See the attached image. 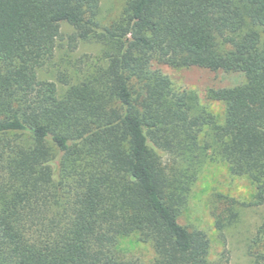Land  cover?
I'll return each mask as SVG.
<instances>
[{"label":"trees","instance_id":"16d2710c","mask_svg":"<svg viewBox=\"0 0 264 264\" xmlns=\"http://www.w3.org/2000/svg\"><path fill=\"white\" fill-rule=\"evenodd\" d=\"M99 0H0V264H230L206 233L178 221L205 161L227 164L264 206V0H125L103 25ZM68 44L97 46L60 92L39 79L61 26ZM159 65L241 72L209 88L219 122ZM244 203L214 199L222 232ZM250 264H264V216Z\"/></svg>","mask_w":264,"mask_h":264},{"label":"rangeland","instance_id":"374dc122","mask_svg":"<svg viewBox=\"0 0 264 264\" xmlns=\"http://www.w3.org/2000/svg\"><path fill=\"white\" fill-rule=\"evenodd\" d=\"M98 19L107 25L120 14L125 0H99ZM72 28L66 24L61 26V36L57 39L52 59L38 69L39 79L55 82L58 91L65 88L61 78L72 82L75 77L74 65L83 60H95L98 48L90 42H78L74 48L68 44V35ZM264 38V31H262ZM168 75L173 85L187 88L196 94L198 105L206 107L221 122L223 104L206 98L209 88L237 85L244 81L241 72H224L209 70L198 66L170 67L159 65ZM218 194H223L244 203L240 206L237 220L222 232L214 227L211 208ZM254 194V185L246 176L233 175L227 164L207 158L196 181L188 194L185 207L179 214L178 221L191 229L203 230L210 243L209 257L212 260L227 257L230 264H250V251L254 249L252 237L257 225L264 216V206L247 205ZM117 248L125 257L137 259L140 264H150L153 249L149 243L136 239L135 235L120 238Z\"/></svg>","mask_w":264,"mask_h":264}]
</instances>
